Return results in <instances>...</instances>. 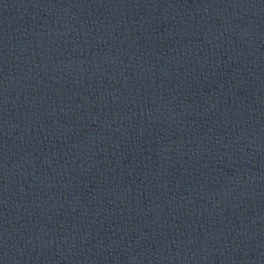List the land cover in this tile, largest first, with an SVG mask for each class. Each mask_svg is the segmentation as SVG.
<instances>
[{
	"label": "water",
	"instance_id": "water-1",
	"mask_svg": "<svg viewBox=\"0 0 264 264\" xmlns=\"http://www.w3.org/2000/svg\"><path fill=\"white\" fill-rule=\"evenodd\" d=\"M0 264H264V0H0Z\"/></svg>",
	"mask_w": 264,
	"mask_h": 264
}]
</instances>
